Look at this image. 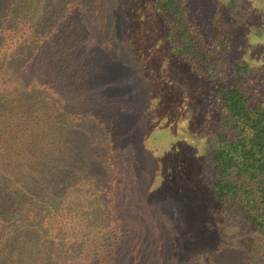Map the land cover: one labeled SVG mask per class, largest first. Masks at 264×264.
Wrapping results in <instances>:
<instances>
[{
  "label": "trees",
  "instance_id": "16d2710c",
  "mask_svg": "<svg viewBox=\"0 0 264 264\" xmlns=\"http://www.w3.org/2000/svg\"><path fill=\"white\" fill-rule=\"evenodd\" d=\"M155 1L170 13L163 20L169 50L199 61L200 73L188 76L219 114L205 155L214 170L207 183L221 206L219 220L246 224L250 258L264 264V100L247 88L264 68L263 52L253 62H232L226 30L207 37L189 21L185 0ZM261 1L227 3L241 16ZM64 2L0 0V264H82L100 254L113 256L108 264H114L119 220L113 195L134 157L133 137H120L118 127L133 118L114 117L129 109L109 97L106 89L111 96L116 90L103 78L101 47L83 40L81 16Z\"/></svg>",
  "mask_w": 264,
  "mask_h": 264
},
{
  "label": "rangeland",
  "instance_id": "374dc122",
  "mask_svg": "<svg viewBox=\"0 0 264 264\" xmlns=\"http://www.w3.org/2000/svg\"><path fill=\"white\" fill-rule=\"evenodd\" d=\"M64 3L71 14L81 16L88 33L83 40L101 47L103 78L116 90L111 96L107 88L109 97L118 107L129 109L122 114L119 110L114 117L133 118V123L120 121L118 127L120 137H133L134 157L133 170L121 175L119 169L120 187L113 195L119 220L114 227L118 236L114 264H261L250 258V228L241 220H227V224L219 220L221 206L208 185L214 170L205 158L212 150L219 114L189 78V72L200 73L199 61L168 48L163 20L170 13L161 12L155 0ZM183 8L203 35L227 31L232 62H253L260 52L264 56L263 2L245 8L241 16L230 13L227 0H185ZM110 69L123 72L113 76ZM263 69L254 82L247 83L261 101ZM88 99L93 101L89 93ZM97 103L100 111L105 109L104 102ZM86 112L94 117L91 109ZM217 255L225 260L216 262ZM99 257L85 258L82 264H108L113 256Z\"/></svg>",
  "mask_w": 264,
  "mask_h": 264
}]
</instances>
